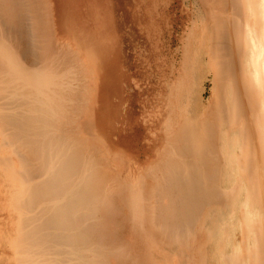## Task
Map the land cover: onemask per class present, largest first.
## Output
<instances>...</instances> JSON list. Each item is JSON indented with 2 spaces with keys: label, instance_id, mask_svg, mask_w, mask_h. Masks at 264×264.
I'll return each mask as SVG.
<instances>
[{
  "label": "bare ground",
  "instance_id": "bare-ground-1",
  "mask_svg": "<svg viewBox=\"0 0 264 264\" xmlns=\"http://www.w3.org/2000/svg\"><path fill=\"white\" fill-rule=\"evenodd\" d=\"M129 2L141 128L116 0H0V263L264 264V0Z\"/></svg>",
  "mask_w": 264,
  "mask_h": 264
},
{
  "label": "rangeland",
  "instance_id": "rangeland-1",
  "mask_svg": "<svg viewBox=\"0 0 264 264\" xmlns=\"http://www.w3.org/2000/svg\"><path fill=\"white\" fill-rule=\"evenodd\" d=\"M126 5H128L130 8L128 6L126 7ZM131 9H133V8H132L129 0H116V6H115V15H117L116 16V25L118 23V25L116 27L118 29L117 30L118 31L117 35L119 37V45L121 46V49H122L121 50V54H120V58L124 61V65L131 63V65L133 67L132 68L133 71L131 70L133 72V76L132 77L134 79V80H131L132 81L131 82V88H132L131 90L133 92L132 95H134V99H133L134 100L133 117L136 119L137 124L139 125V128H141L140 126H143L142 123L144 121H146V119L150 118L153 112H154L153 114H155L156 111H154V110H156V109L154 108V104H153V102H155L154 99H153L154 101L152 102V105H151V102L148 101V103L150 104L151 107L147 103L148 106L146 105L144 108L141 107L140 105H138L139 103L135 99V98H138V97L139 98L145 97V95H140L139 93L142 91V89H144V87L146 85V80H145L146 79V74L144 72V69H145L144 68V62H145V59H146L147 45L145 44L143 38H141V36H140L141 33H139L138 31L131 30L132 26H134V27L136 26V25H134V23L132 24L133 17L131 16L132 15ZM164 36L166 37L165 34H164ZM133 83H135V84H133ZM137 94H139V95H137ZM148 107H150V108L148 110H146V108H148ZM150 109L153 110V112L150 111ZM146 111L147 112L149 111V113H148L149 115L148 114L146 115ZM150 112H152V113H150ZM140 115H142V116H140ZM135 119H134V121H135ZM129 132L130 133H127L128 135L125 137L126 138L125 140L126 141L129 140V142L131 141L132 142L131 144H133V143L136 144V139H137L136 132L135 133H133L132 131H129ZM132 136H133V138H132ZM133 139H134V141H133ZM125 144L126 143H124V141L121 142V145H118V149L119 150L115 149L114 151L117 152L119 154V156L121 155L120 156L121 160L123 162H126L128 165L130 164L129 166H131V168H135L136 167V169H134V171L136 170L134 175H136L137 177L140 176L141 173L143 175V172L140 173V171H142L141 169L142 168L143 169L148 168L149 165H147L146 167H143L142 164L145 166L146 163H147L146 161H148L149 159H147L146 156L143 157V155L140 156V157H137L135 155L136 154L135 153L136 149L134 147L130 148L129 146H127V144L126 145ZM155 145L153 144L152 147H155ZM141 157H142V159H141ZM132 162L133 163L135 162V164L132 165ZM176 162H178V160ZM138 166H139V168H138ZM140 167H141V169H140ZM143 177H145V175H143ZM191 211L193 212L194 209L191 210ZM207 253H208V250H207ZM171 255H173V254L167 255V256H165V258L162 257L163 260L161 258V263L163 264V262H164L165 264H167L166 259L169 261ZM168 256H170V257H168ZM0 261H2V260H0ZM2 262L4 263V261H2Z\"/></svg>",
  "mask_w": 264,
  "mask_h": 264
}]
</instances>
